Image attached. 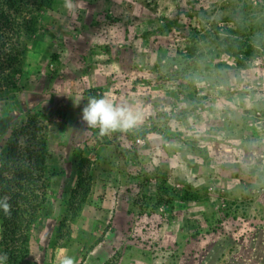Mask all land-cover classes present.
Wrapping results in <instances>:
<instances>
[{
    "label": "rangeland",
    "instance_id": "rangeland-1",
    "mask_svg": "<svg viewBox=\"0 0 264 264\" xmlns=\"http://www.w3.org/2000/svg\"><path fill=\"white\" fill-rule=\"evenodd\" d=\"M232 18L263 23L245 70L213 56L217 36L243 40ZM40 23L0 98L13 119L0 163L14 141L20 157L38 141L49 151L22 264H264V0H58ZM90 96L142 120L101 135L81 119ZM84 159L88 199L51 246Z\"/></svg>",
    "mask_w": 264,
    "mask_h": 264
},
{
    "label": "trees",
    "instance_id": "trees-1",
    "mask_svg": "<svg viewBox=\"0 0 264 264\" xmlns=\"http://www.w3.org/2000/svg\"><path fill=\"white\" fill-rule=\"evenodd\" d=\"M58 0H0V98H7L17 87L14 79L22 73L23 63L28 51L27 43L39 33L41 18L44 11L54 10ZM254 19V18H252ZM232 18L236 32L229 30L236 37L241 36V41L232 40L229 37H216V52L214 59L223 56L234 57V67L241 70L247 69L252 59L263 55L260 52L259 38L255 36L257 30L261 31L263 23H249ZM211 37L210 33H207ZM222 63L218 67L224 68ZM12 118H0V140L4 138L12 127ZM21 128V135H26L29 126ZM18 140V134H14ZM37 150H31L28 146L20 157L17 153V141L11 142L4 150L5 157L0 163V198L8 197L11 204V216H6L0 208V219L3 222L1 254L7 253L8 259L4 264H22L29 256L30 237L25 233L29 232L35 223L37 213L43 208L46 201L47 191L41 184L43 175L46 172L49 151L46 141L37 142ZM25 156H27L26 160ZM88 161L81 160L78 164L79 180L73 194L65 202L64 217L56 230V240L53 245L59 246L58 240L70 235L68 221H74L87 201L90 188L83 176V169ZM184 202L196 201L199 199L197 191L190 190L182 196ZM164 202L163 196H159L158 205ZM234 205V204H233ZM232 205V206H233ZM236 205V204H235ZM224 209L228 217L229 210ZM68 231L65 232L64 230ZM67 233V234H65Z\"/></svg>",
    "mask_w": 264,
    "mask_h": 264
},
{
    "label": "clouds",
    "instance_id": "clouds-1",
    "mask_svg": "<svg viewBox=\"0 0 264 264\" xmlns=\"http://www.w3.org/2000/svg\"><path fill=\"white\" fill-rule=\"evenodd\" d=\"M81 119L88 127L98 128L101 135H107L135 127L142 120V113L127 102L116 104L107 97L90 96L82 108ZM0 208L6 216H11V204L7 197L0 198ZM7 259V253L0 255V264ZM59 264H76V260L64 254Z\"/></svg>",
    "mask_w": 264,
    "mask_h": 264
},
{
    "label": "crops",
    "instance_id": "crops-1",
    "mask_svg": "<svg viewBox=\"0 0 264 264\" xmlns=\"http://www.w3.org/2000/svg\"><path fill=\"white\" fill-rule=\"evenodd\" d=\"M91 2V0H88V3Z\"/></svg>",
    "mask_w": 264,
    "mask_h": 264
}]
</instances>
